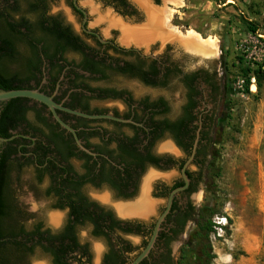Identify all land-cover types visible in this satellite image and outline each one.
Listing matches in <instances>:
<instances>
[{
	"label": "flooded vegetation",
	"instance_id": "obj_1",
	"mask_svg": "<svg viewBox=\"0 0 264 264\" xmlns=\"http://www.w3.org/2000/svg\"><path fill=\"white\" fill-rule=\"evenodd\" d=\"M81 1L77 0L76 5L86 12V17L76 10L73 0H64L63 3L72 21L63 17L62 10L50 14L48 0H45V4L40 3L36 18L30 19L40 22L45 17L51 22L59 21L69 28L77 44L84 48L83 53L73 51L71 47L61 51L54 39L40 31L35 36L38 56L36 76L30 86L51 96L65 108L90 115L109 114L131 122L88 120L58 112L60 118L75 130L82 146L91 153L82 151L73 136L59 126L60 129L55 133L60 134L64 141H72L73 146L72 154L68 156L69 152L66 153L65 160L61 157L56 159L53 153L45 152L47 139L44 133H50L43 130L40 124L38 128L33 122L21 123L9 131L14 137L12 141H15L13 148L17 151L10 159H17L23 168L32 171V180L37 188L32 195L48 199L51 209L57 215L62 214L57 227L45 225L42 221L24 227L26 232L38 230L41 233V238L34 237L35 243L40 242L35 254L29 257L30 264L33 261L54 264V250L59 247L60 239H63L66 248L73 250L65 256V264H93L95 255L97 264H131L146 248L171 193L184 186L182 169L193 155L185 170L188 186L173 198L152 250L140 263L173 264L171 245L183 241L186 229L197 226L199 219V211L192 205L191 197L196 193L209 164L208 154L218 121L221 93L219 77L210 68L188 69L172 61L168 56L170 45L166 43H163V49L158 53H144L139 48L145 43L137 46L135 42H127L122 38L125 44L130 43L129 47L124 46V43L118 44L116 31H109L108 37L102 36L96 28L89 27L88 12L80 5ZM94 1L112 9L121 17L120 23L130 29H140V25L136 24L142 20L145 25L141 28L147 24V12L137 2L134 7L126 0L136 14L125 16L99 0ZM12 2L10 0L9 4L12 5ZM148 2L153 9L161 11L160 3L156 4L154 0ZM7 4L0 0L1 8ZM132 18L136 22L135 27L126 24L127 19ZM177 38L182 45L183 41H187L180 36ZM153 42L157 45L158 39ZM182 45L181 49L199 55ZM83 54H89L98 63L100 72L91 73L85 69ZM68 56L73 58L69 59ZM119 68L122 71L117 70ZM139 71L148 72V83L133 75ZM112 77L122 81L114 82ZM128 84L142 85L153 91V94L135 99L128 90L131 87ZM104 91L109 94H104ZM107 101L120 103L121 111L94 105ZM28 106L38 109L48 124H57L42 104L30 100ZM55 159L58 169L52 171L49 161ZM73 163L79 164V169ZM68 167L71 177L69 187L63 195L52 192L47 197L48 190H55L61 181L55 175L60 173L64 179L66 174L61 170ZM148 172L154 175L146 190L153 204L151 211L141 215H120L115 206L134 205L140 200ZM44 181L46 185H43ZM38 192L42 193L41 196ZM61 204L63 208L59 207ZM88 214L99 216L101 224L95 225L81 219ZM75 217H79L82 222L76 223ZM50 239L55 241L51 243ZM31 244L28 243V246ZM46 248L52 252H46Z\"/></svg>",
	"mask_w": 264,
	"mask_h": 264
},
{
	"label": "rangeland",
	"instance_id": "obj_2",
	"mask_svg": "<svg viewBox=\"0 0 264 264\" xmlns=\"http://www.w3.org/2000/svg\"><path fill=\"white\" fill-rule=\"evenodd\" d=\"M128 1L136 7L135 0ZM48 3L50 14L62 10L63 17L72 21L64 0H48ZM80 5L88 12L90 28H96L105 37L109 31H116V42L123 45L121 30L111 22H121V17L94 0H82ZM159 9L170 10L169 26L178 33L175 36L187 39L191 34L203 42L212 41L215 54L208 57L192 54L181 49V41L174 36L165 41L158 39L157 45L153 41L140 45L139 49L144 53H158L166 43L170 45L168 56L172 61L188 69L210 68L217 73L221 85L217 127L208 154L213 166L205 169L191 202L198 211H214L212 219L224 217L227 224L219 236L196 240L205 245L204 253L211 255V259L191 250L189 244L198 228H187L184 240L171 245L173 264H198L199 256L200 264H264V0H161ZM14 18L18 19L19 15ZM126 24L141 28L145 21L136 24L132 18L127 19ZM74 26L78 30L76 23ZM129 44L124 43V46L129 47ZM254 69L261 71L259 86L251 74ZM247 77H250L248 93L244 91ZM111 80L122 81L117 77ZM128 90L135 99L153 94L142 85L133 84ZM94 105L121 111L118 102ZM27 117L34 122L32 113ZM73 165L79 169V164ZM11 178L19 203L31 214L26 226L42 221L57 227L49 221L50 215L57 214L51 209V202L40 192L39 198L32 195L33 189L36 190L32 171L15 169ZM58 215L61 219L62 214ZM97 259L95 255L92 263L97 264ZM31 264L43 263L33 261Z\"/></svg>",
	"mask_w": 264,
	"mask_h": 264
},
{
	"label": "trees",
	"instance_id": "obj_3",
	"mask_svg": "<svg viewBox=\"0 0 264 264\" xmlns=\"http://www.w3.org/2000/svg\"><path fill=\"white\" fill-rule=\"evenodd\" d=\"M8 3L4 8L0 7V88L3 90H18V89H34L30 86V82L36 76L37 67V39L36 34L40 31L48 35L59 50H65L66 47H71L73 51H80L83 53L84 48L77 44V39L72 36L68 27L63 26L59 21L51 22V19L43 18L40 22H32L31 18H36L40 3L45 4V0H13V4H9L10 0H4ZM115 9L119 14L125 16H134L136 13L131 10L126 0H99ZM161 0H154L159 4ZM14 15H19L18 19ZM48 24V25H47ZM255 32V28L252 29ZM51 41V40H49ZM85 57V69L91 73L98 72V63L89 54H83ZM130 64L126 65L129 66ZM140 68V67H138ZM122 71V69H117ZM125 71V70H124ZM123 71V72H124ZM100 72V71H99ZM126 72V71H125ZM260 69H254L251 74L255 78L257 86H259ZM141 81L148 83V72L139 71L134 73ZM250 77L245 79L244 91L248 93ZM36 90V89H35ZM104 94H109L104 91ZM28 99H12L3 104L0 108V137L10 138V130L15 129L21 123L30 122L28 114L32 113L33 123H36L38 128L41 125L42 129L47 130L50 134H45L47 139L44 150L46 153H53L57 158L61 157L65 160L72 154V141H64L60 134L55 131L60 129L59 125L48 124L46 118L35 107L28 106ZM64 132V131H62ZM15 141L5 143L4 148L0 152V264H30L29 257L35 254L36 246L40 241L35 243L34 237H40L41 233L38 230L33 232H26V222L30 219L31 214L26 212L17 199V190L13 185L11 172L15 169L20 170L23 165L19 164L17 159H10V156L17 151L13 148ZM52 148V149H51ZM53 156V157H54ZM55 160H50L52 171L58 169ZM41 163V162H40ZM213 163H209L207 168L210 169ZM61 172H65V178L62 174L55 175L60 178L59 186L55 190L49 189L46 193L55 192L63 195L70 183V168H64ZM37 190V188H35ZM34 190V189H33ZM37 192V191H36ZM68 196V195H67ZM66 196V198H67ZM48 197V196H47ZM63 208L61 204L59 206ZM56 208V207H55ZM72 209H75L72 206ZM214 211L203 209L198 212L199 219L197 222L198 232L194 233L189 244L194 253L200 252L208 259L213 258L211 255L204 253L205 245L196 240H208L209 237L215 233L213 229L212 216ZM79 217H75L76 223H81ZM84 221H90L95 225H100L102 219L99 216L88 214L82 216ZM39 226V224L35 225ZM41 240V239H40ZM60 239L59 247L54 250L56 259L54 264H65V256L70 254L73 250L66 248ZM51 243L55 240L50 239ZM28 243H32L28 246ZM46 252H52L49 248ZM201 257L197 258V263L200 264Z\"/></svg>",
	"mask_w": 264,
	"mask_h": 264
},
{
	"label": "bare ground",
	"instance_id": "obj_4",
	"mask_svg": "<svg viewBox=\"0 0 264 264\" xmlns=\"http://www.w3.org/2000/svg\"><path fill=\"white\" fill-rule=\"evenodd\" d=\"M139 3L147 12V24L144 28L130 29L125 25H122L120 21L112 20V24L119 27L123 33L124 41H132L136 44H143L153 41L155 39H170L171 35H176L175 30L169 26V15L170 10H155L153 9L148 0H135ZM167 34V35H166ZM171 34V35H169ZM170 36V37H169ZM182 38V35H181ZM184 39V38H183ZM180 40V39H179ZM181 44V42H180ZM182 45V44H181ZM183 45L187 48L198 53L202 57L213 56L215 54V45L211 41L203 42L199 37L189 34L187 41H183ZM196 55V54H195ZM154 175L149 174L144 181L143 193L140 200L134 205H116L118 212L122 216L130 215H141L146 214L151 211L153 204L148 199L147 186L149 181ZM49 221L53 225H58L60 217L57 214H52L49 216Z\"/></svg>",
	"mask_w": 264,
	"mask_h": 264
},
{
	"label": "water",
	"instance_id": "obj_5",
	"mask_svg": "<svg viewBox=\"0 0 264 264\" xmlns=\"http://www.w3.org/2000/svg\"><path fill=\"white\" fill-rule=\"evenodd\" d=\"M76 1L77 0H73L76 10L81 11L84 14V16L86 17V12L76 5ZM185 50H187V49H185ZM200 57H202V56H200ZM19 98L28 99V100L37 102V103L42 104L43 106H45L49 110V112L51 113L54 121L63 130H65L66 132L70 133L73 136L77 146L82 151H84V152H86L88 154L90 152L82 146L81 142L79 141V139L76 136L75 130L72 127H70L67 123H65L60 118V116L58 115V112H65V113H68V114H71V115H74V116H77V117H80V118L88 119V120L106 119V120H112V121L121 122V123L131 122L130 120H123L121 118H117V117H114V116L109 115V114H106V115H90V114H86V113H83V112H80V111H76V110H71V109L65 108V107L61 106L60 104H57L53 100V98L51 96H48V95L40 92L39 90H35V89L3 90V89L0 88V108L2 107L3 104L7 103L8 101H10L12 99H19ZM13 138L14 137H10V138L5 139V138H1L0 137V152L4 148L5 143L11 141ZM192 158H193V155L186 162V164L184 165V167L182 169V177H183V180H184V186L174 190L171 193V195L169 196L168 202H167V207H166L164 213L157 220V223H156V225H155V227L153 229L152 235H151V237H150V239L148 241V244H147L146 248L139 253V255L131 262V264H140L148 256V254L152 250V248H153V246L155 244V241L157 239L158 233H159V231L161 229L160 226H161L162 222L164 221V218L166 217V215L168 214V212L170 210L173 198L175 197V195L178 192H181V191L185 190L187 188V186H188V182L189 181H188V178H187V176L185 174V170L188 167V165L190 164V162L192 161Z\"/></svg>",
	"mask_w": 264,
	"mask_h": 264
},
{
	"label": "built area",
	"instance_id": "obj_6",
	"mask_svg": "<svg viewBox=\"0 0 264 264\" xmlns=\"http://www.w3.org/2000/svg\"><path fill=\"white\" fill-rule=\"evenodd\" d=\"M212 223H213V229L215 231V233L212 234V236H215V235H218L219 236V233L220 231L223 230V227L226 226L227 224V221L224 217H214V219H212Z\"/></svg>",
	"mask_w": 264,
	"mask_h": 264
}]
</instances>
